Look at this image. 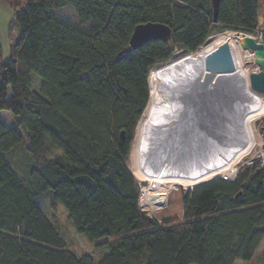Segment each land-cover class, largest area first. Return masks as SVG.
Returning a JSON list of instances; mask_svg holds the SVG:
<instances>
[{
    "label": "trees",
    "instance_id": "trees-1",
    "mask_svg": "<svg viewBox=\"0 0 264 264\" xmlns=\"http://www.w3.org/2000/svg\"><path fill=\"white\" fill-rule=\"evenodd\" d=\"M66 7L88 28L59 21L54 12ZM12 8L18 39L6 58L0 46V113L15 122L0 116V264L250 262L264 240V167L196 186L183 196L182 220H158L140 209L128 161L150 71L195 52L214 28L257 32V0H220L216 24L213 0H17ZM148 22L168 25L170 40L133 50L135 28ZM24 135L27 181L6 158ZM49 190L77 233L108 238L98 260L68 249L38 203Z\"/></svg>",
    "mask_w": 264,
    "mask_h": 264
},
{
    "label": "bare ground",
    "instance_id": "bare-ground-1",
    "mask_svg": "<svg viewBox=\"0 0 264 264\" xmlns=\"http://www.w3.org/2000/svg\"><path fill=\"white\" fill-rule=\"evenodd\" d=\"M225 42L230 43L236 62V72L222 78L228 90L227 105L231 109V136L225 138L222 147H213V151L210 147L211 152H207L208 157L203 163L196 160L197 150L192 152V149L187 159L179 158L183 161L178 164L170 163L163 156L158 160L154 149L159 146L160 136L178 122L186 108L178 102L182 92L176 85L182 82L185 89L196 77L203 75L207 54ZM239 43L236 31L228 30L209 37L195 52L174 57L150 71L149 101L138 122L129 156L131 173L139 183L144 184L141 193L144 207L161 210L166 206L168 194L178 185L191 189L225 173L234 177L239 173L237 165L244 157L252 153L256 146L264 148V141L255 125V121L264 117V94L250 87L251 73L247 66L252 55ZM199 133L196 132L194 138L197 139Z\"/></svg>",
    "mask_w": 264,
    "mask_h": 264
},
{
    "label": "rangeland",
    "instance_id": "rangeland-1",
    "mask_svg": "<svg viewBox=\"0 0 264 264\" xmlns=\"http://www.w3.org/2000/svg\"><path fill=\"white\" fill-rule=\"evenodd\" d=\"M257 2L259 6V16L263 18L262 20L263 22H260V26L258 27L257 32L255 33L241 32L243 34L252 35V37H258L262 33H264V0H257ZM54 13L56 18L62 23L71 25L76 28H83V29L88 28L80 25L78 16L75 10L71 7H66L57 10ZM222 32L220 31L219 28H214V31L209 37L220 34ZM10 33H11V43L17 41L19 35L18 29L13 27V30H11ZM184 54H178L177 56H181ZM247 67L250 73L259 72V68L255 64L254 66H251V64L248 63ZM181 83L180 84L178 83L176 86L177 89H179V91L182 92V94L180 93L179 95L180 99L178 102L186 106V108L183 110V114H182L183 116L180 117L178 122L176 121V123L169 128V131H167V133L164 134L163 131V134L162 135L160 134L161 136L158 142L159 144L157 143L159 146L157 147L155 145V147L157 148L154 149V152L157 154L158 160L161 159V156H163L164 159L170 161V163L178 164L181 163L184 160V158L187 159L186 157L189 155L188 153L191 151L190 149L193 150L192 152L197 150L196 160H198V162L202 161L203 163L208 157L207 156L208 153L211 152L210 147H212V151H213V147L217 149L222 147L223 144H225V138L227 136H231V125H229L230 124L229 115L231 109L229 108V104L227 105L226 103L224 104L221 110H219L217 113H214L211 117L205 119L203 111L198 110V108H196L195 110L193 108L194 104H191L186 99L187 98L186 93L188 89H183L182 88L183 85ZM3 118L4 120H6V122L9 125L11 126L14 125L15 123L14 117L9 112H4ZM263 120L264 117L259 118L257 121H255V125L258 133L261 135L264 141ZM205 121L207 122L205 123ZM202 125L204 127H202ZM196 132H200L199 133L200 135H198L197 139L194 138ZM135 136H136V131H135L134 139ZM23 137H24V141L20 143L18 146H16L14 149H12L10 152L6 153V158L11 162L12 166L19 172V174H21L23 179L27 181L29 178V172L33 167V163L26 148L28 142L27 138L25 135ZM210 140H212L211 143ZM133 142H132V146H133ZM183 149L186 152V154H184ZM217 149H214V151ZM263 149L264 148H261L260 146H256L255 149L252 151V153L244 157L243 160L237 165V167L239 168V172L247 167H253L256 165H258L260 168L261 167L263 168L264 167V152L262 153ZM179 158H182L183 160L181 159V161H179ZM21 168L25 169L24 172L22 173L18 170ZM128 168L129 170L131 168L130 159L128 161ZM137 183L140 186V198H139L140 209L146 212L148 216L157 218L158 220H164L167 218H178L179 220H182L183 213L185 211V206L183 204V196L184 194H186L187 192L191 191L193 188L196 187L195 186L191 189H184L181 185H178L168 194L166 206L161 210L153 211L144 207L143 203L141 202V193L144 184L142 185L138 181ZM38 203L43 209V211L49 216V218L52 221H54L56 226L61 231L66 241L68 249H70L77 257L90 255L94 259L98 260L101 256H103V254L106 253L107 246H104L102 244L107 242L108 238H103L98 242L93 243L85 235L77 233L72 222L68 217V213L64 208V206L62 204L55 203L54 194L51 190L43 193L38 198ZM98 244L101 245L98 246ZM234 264H264V240L262 241L259 248L256 250L254 257L250 262L236 261Z\"/></svg>",
    "mask_w": 264,
    "mask_h": 264
},
{
    "label": "water",
    "instance_id": "water-1",
    "mask_svg": "<svg viewBox=\"0 0 264 264\" xmlns=\"http://www.w3.org/2000/svg\"><path fill=\"white\" fill-rule=\"evenodd\" d=\"M220 0H213L214 23H217L218 7ZM240 37V46L244 50L254 52L255 65L259 72L250 74V87L264 94V43L257 42L255 38L236 32ZM171 28L161 23L148 22L138 25L130 40V47L135 50L151 41L167 42L171 38ZM236 72V62L230 43L225 42L218 46L205 58V72L196 77L188 89L187 100L194 104L193 108L202 110L204 118L211 117L222 109L228 102V90L223 85L222 78ZM197 110V111H198ZM207 121H205L206 123ZM202 127H204L202 125ZM126 135L121 133V140L125 141Z\"/></svg>",
    "mask_w": 264,
    "mask_h": 264
},
{
    "label": "crops",
    "instance_id": "crops-1",
    "mask_svg": "<svg viewBox=\"0 0 264 264\" xmlns=\"http://www.w3.org/2000/svg\"><path fill=\"white\" fill-rule=\"evenodd\" d=\"M17 0H0V46L2 48L3 56L6 58L9 54V46L11 43V30L14 22V10L12 4ZM263 18L259 16V26ZM4 112L0 113L1 118H3ZM8 126L6 120H4Z\"/></svg>",
    "mask_w": 264,
    "mask_h": 264
},
{
    "label": "built area",
    "instance_id": "built-area-1",
    "mask_svg": "<svg viewBox=\"0 0 264 264\" xmlns=\"http://www.w3.org/2000/svg\"><path fill=\"white\" fill-rule=\"evenodd\" d=\"M244 35H247V34H244ZM247 36L252 37V35H247ZM253 38H255L257 42L264 43L263 42V33L260 36L253 37ZM247 52H249L252 55L250 57V60L248 61V63L251 64V66H254V64H255V61H254V52H251V51H247ZM236 176H237V174L234 177H231L230 175H228V174L225 173V174H222L220 178H222L224 180H228V181H234L235 178H236Z\"/></svg>",
    "mask_w": 264,
    "mask_h": 264
}]
</instances>
